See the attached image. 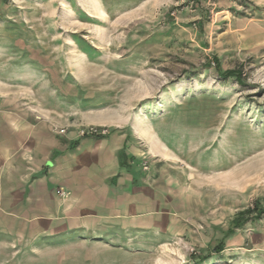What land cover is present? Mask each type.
I'll return each instance as SVG.
<instances>
[{"label": "rangeland", "instance_id": "1", "mask_svg": "<svg viewBox=\"0 0 264 264\" xmlns=\"http://www.w3.org/2000/svg\"><path fill=\"white\" fill-rule=\"evenodd\" d=\"M0 114L141 136V168L177 191L184 230L136 233L101 263L264 264V214L226 236L264 208V0H0Z\"/></svg>", "mask_w": 264, "mask_h": 264}, {"label": "crops", "instance_id": "2", "mask_svg": "<svg viewBox=\"0 0 264 264\" xmlns=\"http://www.w3.org/2000/svg\"><path fill=\"white\" fill-rule=\"evenodd\" d=\"M45 117L0 114V264H116L101 263L100 252L127 250L136 233L163 242L184 230L172 181L165 189L141 168V136L105 121L96 122L110 126L102 137L60 134L71 124L53 128ZM57 252L63 257L52 259Z\"/></svg>", "mask_w": 264, "mask_h": 264}, {"label": "trees", "instance_id": "3", "mask_svg": "<svg viewBox=\"0 0 264 264\" xmlns=\"http://www.w3.org/2000/svg\"><path fill=\"white\" fill-rule=\"evenodd\" d=\"M215 64V68L217 70V74L220 79L227 80L231 77H234L238 83H243V77H242V72L240 71L239 68H230L223 70L220 66L218 58H215L213 60ZM211 64V61L208 62V65ZM94 137H102V136H94ZM255 213L253 217H251L252 221L259 220L262 218L264 214V208L263 207H258L255 206L254 208L250 209L248 208L247 210H243L239 212V214L233 219L232 221V226H230L226 232V236H230L235 232L236 228H241L245 222H247L250 218L245 216L247 214ZM224 250V240H221L217 244V246L214 248L213 252L220 253L221 251ZM210 257V254L203 256L202 258L199 259V262L197 264H203L206 259Z\"/></svg>", "mask_w": 264, "mask_h": 264}, {"label": "built area", "instance_id": "4", "mask_svg": "<svg viewBox=\"0 0 264 264\" xmlns=\"http://www.w3.org/2000/svg\"><path fill=\"white\" fill-rule=\"evenodd\" d=\"M58 132L60 134H65L66 133V129L65 128H60L58 130ZM107 134V130L105 128H101L98 126H87V127H83L80 128V130L78 131V135L81 137H87V136H104ZM57 193L60 195H65L66 192L65 190H63L62 188L57 190Z\"/></svg>", "mask_w": 264, "mask_h": 264}, {"label": "bare ground", "instance_id": "5", "mask_svg": "<svg viewBox=\"0 0 264 264\" xmlns=\"http://www.w3.org/2000/svg\"><path fill=\"white\" fill-rule=\"evenodd\" d=\"M94 1H95V0H94ZM89 3L93 5V2L90 1ZM94 5H95V4H94ZM87 9H88V8H87ZM99 10H100V9H99ZM91 15L94 16L93 14H91ZM95 17H97V16H95ZM97 18H99V17H97ZM152 146L154 147L155 144H153ZM157 147H158V146H157Z\"/></svg>", "mask_w": 264, "mask_h": 264}]
</instances>
